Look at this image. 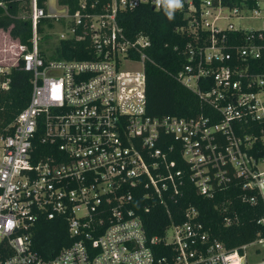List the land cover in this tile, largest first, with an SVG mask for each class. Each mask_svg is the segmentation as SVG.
<instances>
[{"label": "built area", "instance_id": "built-area-1", "mask_svg": "<svg viewBox=\"0 0 264 264\" xmlns=\"http://www.w3.org/2000/svg\"><path fill=\"white\" fill-rule=\"evenodd\" d=\"M141 6L165 11L157 0H80L74 12L58 0H31L30 43L14 45L32 94L13 131L0 135V264H264L263 33L231 21L259 15L260 1L183 0L175 11L185 21L176 29L191 36L177 78L213 108L193 116L147 112L152 40L118 17ZM42 24H59L58 41L84 39L88 56L46 54ZM239 30L245 40L229 42ZM10 71L0 65V89L10 87ZM187 180L205 197L236 185L244 202L261 204L255 239L228 248L195 207L150 236L137 212L142 198L166 203ZM42 220L65 226L69 244L38 251Z\"/></svg>", "mask_w": 264, "mask_h": 264}, {"label": "trees", "instance_id": "trees-1", "mask_svg": "<svg viewBox=\"0 0 264 264\" xmlns=\"http://www.w3.org/2000/svg\"><path fill=\"white\" fill-rule=\"evenodd\" d=\"M5 7H0V28L8 29L15 38L30 43L31 20L28 17L31 0H4ZM68 5L70 11L79 7L80 0H58ZM106 1V0H105ZM241 0H236L240 2ZM41 6L47 7V0H38ZM90 3V0H89ZM250 4L255 0H249ZM22 11L27 17L20 16ZM119 21L131 34L145 32L152 40L147 52L151 59L146 61V108L151 115L175 114L193 116L208 115L213 108L205 102L197 92L184 85L178 78V70L187 61L181 46L191 36L176 29L185 21L181 14L174 12L169 20L165 11L155 10L150 6L125 9L119 12ZM52 25L50 18H46ZM40 31L44 28L40 25ZM262 32L264 43V26L261 29H251L250 32ZM246 31L239 30L228 35V41L241 43L245 40ZM235 42V43H236ZM87 43L84 39H61L53 55L65 57H86L88 53L82 50ZM178 45V47H176ZM10 87L0 89V135L13 131V122L18 113L28 104L32 94L31 73L22 67V61L11 68ZM212 81L201 82L208 89ZM43 144V143H42ZM179 160V155H177ZM233 185V183H232ZM182 194L176 198L161 203L150 198H142L137 212L144 217L146 229L150 236L163 233L165 226L171 222H183L187 208L198 210V220L205 229L216 239L225 243L228 248H235L255 239L260 226L258 218L263 213V206H253L240 197V189L233 185L227 189L215 190V196L205 197L197 192L189 180L182 187ZM141 199V198H140ZM149 207L146 211L145 208ZM227 217L232 219L230 225L225 223ZM54 221L39 222L34 235V247L44 255L58 252L69 244L65 238V226H55Z\"/></svg>", "mask_w": 264, "mask_h": 264}, {"label": "rangeland", "instance_id": "rangeland-1", "mask_svg": "<svg viewBox=\"0 0 264 264\" xmlns=\"http://www.w3.org/2000/svg\"><path fill=\"white\" fill-rule=\"evenodd\" d=\"M260 5L262 7L261 15L252 16V17H233L231 21L237 27L245 28V29H259L264 26V0H259ZM248 14H253L249 12ZM20 16L27 17V12L22 11ZM59 24H55L52 28L45 27L42 31V38L40 39V46L48 52V54H52L54 52L55 47L59 43ZM13 35L10 33V27L8 29L0 28V65L7 66L9 68L16 66V50L17 48L14 45ZM14 61V64H12ZM134 66L141 67L139 62L134 63Z\"/></svg>", "mask_w": 264, "mask_h": 264}, {"label": "clouds", "instance_id": "clouds-1", "mask_svg": "<svg viewBox=\"0 0 264 264\" xmlns=\"http://www.w3.org/2000/svg\"><path fill=\"white\" fill-rule=\"evenodd\" d=\"M157 3L164 6L169 20L173 19V14L176 10L183 7V0H157Z\"/></svg>", "mask_w": 264, "mask_h": 264}, {"label": "crops", "instance_id": "crops-1", "mask_svg": "<svg viewBox=\"0 0 264 264\" xmlns=\"http://www.w3.org/2000/svg\"><path fill=\"white\" fill-rule=\"evenodd\" d=\"M48 1V0H47ZM59 2V1H58ZM80 2V1H79ZM61 4V3H60ZM62 5H66V4H62ZM1 7V6H0ZM259 15H261V13L259 14ZM257 16V15H256ZM249 17H252V16H249ZM49 24V23H48ZM53 25V24H52ZM52 25H50L49 24V26H52ZM43 28H45V27H47V26H44L43 24L41 25ZM259 29H261V28H259ZM42 32V31H41ZM12 39H16L14 42H16L19 38H12ZM56 48V47H55ZM44 51V50H43ZM45 53H46V51H45ZM46 54H48V52L46 53ZM16 60V59H15ZM14 62V61H13ZM12 64H14V63H12ZM7 67V66H6ZM14 67V66H13ZM13 67H11V68H13ZM9 68V67H8Z\"/></svg>", "mask_w": 264, "mask_h": 264}, {"label": "bare ground", "instance_id": "bare-ground-1", "mask_svg": "<svg viewBox=\"0 0 264 264\" xmlns=\"http://www.w3.org/2000/svg\"><path fill=\"white\" fill-rule=\"evenodd\" d=\"M51 3L54 4V0H51Z\"/></svg>", "mask_w": 264, "mask_h": 264}]
</instances>
